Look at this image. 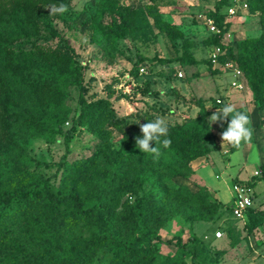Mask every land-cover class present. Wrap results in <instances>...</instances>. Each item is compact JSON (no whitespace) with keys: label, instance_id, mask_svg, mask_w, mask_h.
<instances>
[{"label":"rangeland","instance_id":"1","mask_svg":"<svg viewBox=\"0 0 264 264\" xmlns=\"http://www.w3.org/2000/svg\"><path fill=\"white\" fill-rule=\"evenodd\" d=\"M100 1L70 0L67 12L54 18L51 24L74 51L73 59L83 77L86 100L106 99L115 119H123V122L118 127L108 122L99 123L97 128L105 131L99 138L87 126L75 122L80 105L79 90L73 83L61 82L44 91L20 79H8L14 84L21 108L11 109L18 118L8 120L6 141H0V149L6 150L5 163L0 162V189L24 187L32 190L35 186L40 189L42 179L48 182L53 193H76L84 202L83 210L91 209L100 198L108 204L112 222H107L105 217L99 222L93 212L79 220L77 226L58 223L72 209L70 204L59 206L53 222L52 219L48 224L43 221L54 238L64 242L86 241L93 235L108 234L131 241L136 247L157 249L155 264H175L184 259L191 264L189 255L184 258L175 255L177 249L173 244L149 243L148 235L153 234L162 241L180 237L186 245L198 249L199 264H264V201L259 200L260 204L253 208L255 218L249 217L248 223L243 225L233 219L229 212L232 196L228 192L237 176L231 172L221 175L223 170L218 166L229 159L233 170L244 166L240 177L248 178L256 172L260 175L259 164L264 163V108L254 103L248 87L240 92L229 88V71L218 65L214 71L208 68L207 59L212 48L208 40L213 35L209 32L208 21H213L215 6L220 0H116L129 16L124 37L116 40L103 37L93 27L92 20L97 16ZM228 8L234 13L229 14ZM129 10L137 14L132 15ZM218 13L223 17L225 29L221 39L223 45L231 47L238 57L240 42L263 39L264 61V0H226ZM107 15L101 19L104 25L110 23ZM7 30V36L14 39L15 45L23 40L16 35L15 27L9 26ZM47 44L57 48L63 42L55 38ZM185 51L198 63L191 64L190 59L183 56ZM161 60H169V63ZM140 67L144 68V73H139ZM218 97L224 101L221 106L214 102ZM226 105L248 113L249 127L254 131L253 140L242 141L230 155L222 150L229 145L223 144L221 138L222 120L210 122L217 109ZM251 106L259 119L256 123ZM150 117L164 118L170 125H196V119L203 118V126L212 137V150L205 157L206 161L198 160L191 174L176 176L166 184L184 187L191 193L206 188L208 200L222 207L212 220L196 221L182 214L186 199L181 196L178 202L176 199L163 208L154 222L150 221L149 232L139 218L136 219L138 228L145 232H131L124 217L134 210V196L121 190L114 174L127 170L129 175H135L138 170L135 157L122 150L120 130L134 138L142 137L140 125ZM71 130L74 132L66 152L64 134ZM118 151L123 158L116 156ZM208 182L221 187L225 201L212 194L209 187L212 185ZM150 191L151 186L146 184L138 195ZM253 193L255 198L261 199L264 183ZM159 204L155 201L154 208ZM253 224L255 227L251 229ZM217 231L221 232L219 239L215 236ZM26 232L38 234L31 225L20 220L12 225L13 237L19 238ZM106 251L101 246L91 251V264H115Z\"/></svg>","mask_w":264,"mask_h":264},{"label":"trees","instance_id":"2","mask_svg":"<svg viewBox=\"0 0 264 264\" xmlns=\"http://www.w3.org/2000/svg\"><path fill=\"white\" fill-rule=\"evenodd\" d=\"M225 1L220 0L216 4L213 15V22L221 33L213 34L208 41L212 48L220 47L225 51V56L220 58L221 61L228 58L237 64L245 77L248 89L252 92L254 103L263 109V39L240 42L241 52L238 57L233 54L231 47L223 45L221 39L225 29L223 17L218 11ZM69 3L70 0H0V141L4 139L6 141L8 120L12 117L18 118L17 114L11 113V109L21 108L14 84H10L8 79L11 81L20 79L44 91H48L61 82L73 83L79 90L80 105V113L75 122L87 126L99 138H102L105 133L103 129L97 128L99 123L108 122L113 127H118L123 122V119H115L106 99L86 100L83 77L73 59L74 51L63 41L51 24L54 18H59L60 14H50L47 8L61 4L67 7ZM123 10H125L124 7L118 5L116 0H101L97 16L92 20L93 27L105 38L113 40L123 38L129 24V16L127 17ZM129 11L132 15L137 14L135 10ZM106 15L110 17V23L104 25L101 19ZM9 26L15 27L18 30L16 35L23 39L17 45L13 43L14 39L7 36ZM55 38L61 40L63 45L52 48L47 44ZM14 48L17 51H14ZM183 56L189 58L191 64L198 63L187 51L183 53ZM140 60L145 59L140 58ZM161 62L169 63V60H161ZM207 62L208 68L214 71L215 68L209 60ZM230 119L231 117L222 120L224 131ZM154 120L156 119L150 117L144 123ZM195 123L196 125L167 124L169 129L167 138L171 140V145L167 149L157 145L162 153L159 159H154L150 153H142L135 144V138L123 129L120 130L123 139L122 150L129 151L130 156L135 157L136 170H138L135 175H129L127 170H118L114 174V179L120 184L121 190L129 196H134V210L124 217L132 233L139 230L136 221L138 218L149 232L150 221L154 222L156 215L163 208L171 205L176 199L178 202L181 196L186 199L184 203L182 202L185 204L182 214H187L196 221H210L214 213L222 208L220 203L208 200L206 188H202L203 192L191 193L184 187L174 188L166 184L176 176L184 177L191 174L190 164L198 158L206 157L212 150V137L203 126V118L196 119ZM73 132L71 130L64 134L66 152H68V141L73 136ZM152 146H155L154 143ZM116 156L123 158L122 152L119 151ZM5 158L6 150L0 149V162L5 163ZM257 179L264 180V165L261 166V173ZM39 183L40 189L37 186L32 190L24 187L12 190L0 189V263L6 261L7 264L10 261V264H91L90 252L101 246L106 248V253L115 260V264H155L158 258L157 249L136 247L131 241H122L108 234L93 235L86 241L75 242H64L54 238L44 221L48 224V220L52 219L53 222L57 217L59 206L70 204L72 207L70 213L63 215L62 220L58 221L59 224L67 226L71 224L77 226L79 220L82 221L93 212H96L99 222L103 217L107 222H112L110 209L108 204L100 198L91 209L83 210L84 202L76 193L56 194L52 192L47 181L40 179ZM146 184L151 186V191L139 196L138 192ZM155 201L160 203L157 209L154 208ZM186 211L188 213H185ZM229 212L231 214L230 207ZM19 220L23 224L31 225L38 234L35 236L26 232L19 238L13 237L12 225ZM254 227L253 224L251 229ZM141 231L145 232L139 230ZM148 241L151 244L153 242L173 244L177 249L176 256L184 258L189 255L191 264H199L198 249L186 245L180 237L162 241L158 235L149 234ZM180 262L187 264L186 259L175 264Z\"/></svg>","mask_w":264,"mask_h":264},{"label":"clouds","instance_id":"3","mask_svg":"<svg viewBox=\"0 0 264 264\" xmlns=\"http://www.w3.org/2000/svg\"><path fill=\"white\" fill-rule=\"evenodd\" d=\"M50 14H64L67 12V7L63 4L60 6H49ZM231 117L227 129L222 133L223 144L226 142L233 146H238L242 141L248 142L252 137V130L249 127L250 119L247 114L236 112L232 105H226L210 117L211 123H216L221 120H226ZM142 137L135 138V144L142 153L152 154L154 159H159L161 156V148L167 149L171 145V140L168 139V125L164 118H157L152 122H147L140 125ZM164 139H161V138ZM154 143L155 146H152Z\"/></svg>","mask_w":264,"mask_h":264},{"label":"built area","instance_id":"4","mask_svg":"<svg viewBox=\"0 0 264 264\" xmlns=\"http://www.w3.org/2000/svg\"><path fill=\"white\" fill-rule=\"evenodd\" d=\"M229 14H233V9L228 8ZM209 32L214 35H219L221 33L220 29L216 27L213 21H208ZM225 56V51L220 49V47H213L210 50L208 60L211 63L213 68L215 66H222L224 69L231 73V79L229 80V87L233 89H242L244 84L246 83L245 77L242 71L238 68L237 64L232 60L225 58L224 60H220ZM139 73H144V68L140 67ZM181 76V74L179 75ZM216 105H222L223 101L222 98L215 99ZM230 122V121H229ZM228 127V126H227ZM226 127V129H227ZM256 175L258 173L256 172ZM231 193H232V205L230 206L231 215L233 218L237 220L243 221L246 213L249 208L252 206V189L251 187L244 181L233 183L231 186ZM216 238L221 237V232L217 231L215 233Z\"/></svg>","mask_w":264,"mask_h":264},{"label":"crops","instance_id":"5","mask_svg":"<svg viewBox=\"0 0 264 264\" xmlns=\"http://www.w3.org/2000/svg\"><path fill=\"white\" fill-rule=\"evenodd\" d=\"M212 49V48H211ZM210 49V50H211ZM210 52V51H209ZM208 60V59H207ZM228 86H229V83H228ZM246 87H247V84L245 83L244 84V86H243V88L242 89H240V90H238V89H233V88H231V87H229V88H231V89H233V90H236V91H242V90H244V89H246ZM248 89V88H247ZM222 97H223V95H222ZM215 101V100H214ZM222 101H223V99H222ZM224 102V101H223ZM254 106V105H253ZM255 107V106H254ZM256 108V107H255ZM251 115H252V118H253V120L255 121V123H256V121H258L259 119H258V117H257V115H256V113H253V109H252V106H251ZM236 112H242V111H237V110H235ZM245 114H247L248 115V113H246L245 112ZM248 117L250 118V115H248ZM222 129H224V127L222 128ZM223 132H224V130H223ZM254 133V131H252V134ZM254 135V134H253ZM252 135V137H251V140L250 141H252L253 140V138H254V136ZM235 147H237L238 148V146H232L231 144H229L228 146H225V147H222V150H223V153L224 154H228L229 153V155L234 151V148ZM210 158H212V155H210ZM228 158H229V156H228ZM200 161V160H205V157H202V158H198L197 160H195V161H193L192 163H191V169L193 170L194 168H193V164L195 163V162H197V161ZM198 161V162H199ZM206 161V160H205ZM240 165V164H239ZM260 166H259V168L258 169H260L261 170V166H263L264 165V163H262V164H259ZM218 166L223 170L222 171V174L221 175H227L228 173H230L231 172V174L232 173H235V176H237L235 179V181H234V183H236V182H240V181H245L250 187H251V189H252V206H251V208H249L248 209V211H247V213H246V216H245V218H244V220L243 221H241V220H237V219H235V218H233V219H235V220H237V221H240V222H242L243 223V225L244 224H246V222L248 223V218L250 217V218H255V217H253V213H254V207H257V205L258 204H260V202L261 201H259V200H262L263 199V201H264V193L261 195V199H259V198H255V196H254V193H253V191H254V189L256 190L257 189V187H258V185L260 184H262V182L264 183V180H258L257 178L259 177V175H251V177H248V178H244V177H240V175H241V172H242V168H245L244 166H241V167H238V168H236L235 170H233L234 168H233V166L231 165V163H230V160L228 159V161H226L225 163H223V164H219L218 163ZM203 169V168H202ZM201 169V170H202ZM210 170V169H209ZM208 170V171H209ZM240 170H241V172H240ZM245 170V169H244ZM204 171V170H203ZM205 171H207L206 169H205ZM247 172V171H246ZM203 174L205 175V173L203 172ZM209 174L211 175V177H213V179L216 181V179H215V177L212 175V172L210 171L209 172ZM247 174H249L248 172H247ZM206 176V175H205ZM242 176V175H241ZM256 176H258V177H256ZM207 181H209V179L207 178ZM258 181V182H257ZM208 184L209 185H212V186H209L210 187V191L212 192V194L214 195V196H216V198H218L219 200L221 199V200H224L223 198H222V195H221V187H219V185H217L216 183H211L210 184V182H208ZM224 192V191H223ZM225 192H227V191H225ZM228 194L230 195V197L232 196V193H231V190H229V192H228ZM232 198V197H231ZM255 199V200H254ZM225 201V200H224ZM232 216V215H231ZM219 239V238H218Z\"/></svg>","mask_w":264,"mask_h":264}]
</instances>
